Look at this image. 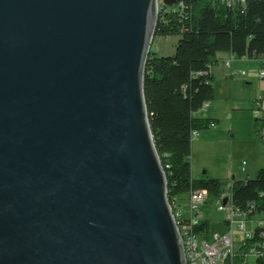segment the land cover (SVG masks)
<instances>
[{"label":"water","instance_id":"obj_1","mask_svg":"<svg viewBox=\"0 0 264 264\" xmlns=\"http://www.w3.org/2000/svg\"><path fill=\"white\" fill-rule=\"evenodd\" d=\"M177 1L0 0V264H186L143 96Z\"/></svg>","mask_w":264,"mask_h":264},{"label":"trees","instance_id":"obj_2","mask_svg":"<svg viewBox=\"0 0 264 264\" xmlns=\"http://www.w3.org/2000/svg\"><path fill=\"white\" fill-rule=\"evenodd\" d=\"M155 37L178 38L173 55L149 53L143 79L149 129L165 173L168 202L192 190L218 199L226 183L192 178L190 163L192 133L209 130L218 121L195 114L214 100L210 68L218 53L264 61V0H178L159 9ZM259 109L254 111V130L261 134L264 113ZM231 200L234 207L250 212L248 216L263 214L264 169L246 181L231 180ZM201 229L209 232V222L204 220ZM247 247L255 250L254 264H264V227L255 229Z\"/></svg>","mask_w":264,"mask_h":264},{"label":"built area","instance_id":"obj_3","mask_svg":"<svg viewBox=\"0 0 264 264\" xmlns=\"http://www.w3.org/2000/svg\"><path fill=\"white\" fill-rule=\"evenodd\" d=\"M243 74V73H242ZM264 79V61L259 71ZM254 108L264 112V100L254 103ZM264 135V132L261 133ZM197 132L192 133V139ZM229 196L215 199L216 209L223 216L225 231L223 233L204 232L201 223L204 221L199 211L208 201L207 192L192 190L186 196L185 213L177 205L178 200L169 203L172 217L176 223L178 235L183 247L186 264H254L255 250L245 248L247 240L252 239L256 228L264 227V213L248 216L234 207L231 200V184L227 186ZM223 200H226L223 204ZM249 224V227L247 225ZM254 225V226H253ZM239 241L237 235H242ZM252 259V262H251Z\"/></svg>","mask_w":264,"mask_h":264},{"label":"rangeland","instance_id":"obj_4","mask_svg":"<svg viewBox=\"0 0 264 264\" xmlns=\"http://www.w3.org/2000/svg\"><path fill=\"white\" fill-rule=\"evenodd\" d=\"M161 1L162 0H157L158 6L161 4ZM177 41V37L161 38L154 36L150 45V52H153L158 56H171L175 52ZM242 81V86H240L239 88L235 87L233 89V95H236L237 100L233 104V107H231V111H229V113H227L226 115H222V117L219 119L220 123L218 122V124H220V126L225 130H228L229 125H232L233 127L237 126L240 128V130H238V132L235 134H233V131L230 132L228 134L229 139H226L222 143H219L217 142L218 140L213 139L215 138V135L212 136L211 133L215 130L214 128L218 127V124L215 125L214 128H210L211 130L209 129V131L206 130L200 132V138L195 139L191 146L192 150L190 163L191 175L193 176V178H211V176H214V174H220L222 166L224 167L225 165L229 164L232 167H237L241 165L242 161H245L249 164L250 160L253 158V155H251V145L249 144L250 140L244 133L245 129L243 127L245 126L246 122L245 117L248 118L251 111L249 109L251 101H247L246 99H248L251 93L254 91V86L252 85V87H250L251 85H248V82L246 80ZM223 85V81H218L217 83H215L216 95L221 96V98L225 96V93L222 89ZM238 98L243 99L241 100ZM204 111L205 110L200 111L197 114H203L206 112ZM221 127L218 128V130L222 129ZM254 133H256L255 130ZM232 134L234 135V137H231ZM256 134L259 135L258 133ZM202 137L203 139H201ZM224 137V135H221L219 139ZM205 140L212 141V143L208 145H202V141ZM205 170L207 171V173L203 174V172H206ZM219 181H223V183H226V187L221 196H229L227 185L229 186L231 184V177H229L226 181L224 179H221ZM201 214L202 216H206L207 218H209V220H211V231H222L221 223L223 222V216L220 212L217 211L215 200L208 199L203 208L201 207ZM247 227H249V224L247 225ZM237 237L240 241L243 237V234L237 235Z\"/></svg>","mask_w":264,"mask_h":264},{"label":"crops","instance_id":"obj_5","mask_svg":"<svg viewBox=\"0 0 264 264\" xmlns=\"http://www.w3.org/2000/svg\"><path fill=\"white\" fill-rule=\"evenodd\" d=\"M217 62L210 68V73L212 74L214 78V101L207 103L203 109L205 110L203 114H195L196 117L199 118H209L213 120H217L219 122V119L222 117V115H226L231 111V107H233V104L237 100L236 95H233V89L239 88L242 86L243 81L246 80L248 82V85L250 84L254 86V91L251 93L247 101H251V105H249V109L251 110L249 113L248 118L245 117L246 122L245 126L243 127L245 129V134L248 136V139L250 140L251 145V155H253V158L250 160L249 164L245 161L241 162L240 166L232 167L231 165L227 164L224 167L222 166L220 174L211 176L213 179L221 180L224 179L225 181L228 180L229 177H231V180H240V181H246L248 179L254 178L256 173L260 169H264V135L259 134L257 135L254 133V103L257 100H263L264 99V80L259 77V71L262 67V60L261 59H238L234 55L229 53H218L216 55ZM243 73V74H242ZM218 81H223L224 85L222 87L225 96L221 98V96L216 95L215 91V83ZM221 90V89H219ZM220 97V98H218ZM219 99V100H217ZM243 99V98H238ZM257 99V100H256ZM217 100V101H216ZM217 103H216V102ZM200 112V111H199ZM264 113V112H263ZM249 119V120H248ZM220 123V122H219ZM220 124H218V127L214 128V131H210L212 133V136L215 135L213 139L218 140L217 142L222 143L226 139H229L228 134L233 131V134L237 133L238 130H240L239 127L232 125H229L228 130L219 129ZM211 128V129H212ZM210 129V130H211ZM231 129V130H230ZM209 131V130H208ZM209 133V132H208ZM232 134L231 137H234ZM221 135H224V138L219 137ZM201 133L198 132L197 136L192 139V143L195 139L200 138ZM209 136V135H208ZM203 139V137L201 138ZM212 143V141H202V145H208ZM192 150V148H191ZM206 171V170H205ZM206 172H203V174H206ZM193 178V176H192ZM203 178V177H201ZM194 179H200L195 178ZM223 182V181H222ZM178 200V206L182 213H185V206H186V197L177 199ZM203 208V207H202ZM201 214V208L199 211ZM202 219L205 221H208L211 225V220L207 218L206 216H202ZM221 223V222H219ZM222 231H214V232H220L223 233L225 231V225L224 221L221 223Z\"/></svg>","mask_w":264,"mask_h":264}]
</instances>
